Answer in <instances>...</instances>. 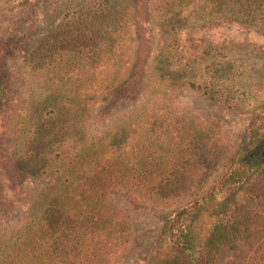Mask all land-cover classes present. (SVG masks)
Wrapping results in <instances>:
<instances>
[{
	"label": "trees",
	"instance_id": "16d2710c",
	"mask_svg": "<svg viewBox=\"0 0 264 264\" xmlns=\"http://www.w3.org/2000/svg\"><path fill=\"white\" fill-rule=\"evenodd\" d=\"M227 7L264 22V0H66L59 9L77 27L51 31L32 52L43 97L34 111L4 65L2 47L16 25L8 24L0 38V115L3 123L10 114L18 120L1 126L0 264H118L131 227L111 207L116 194L136 206L173 207L161 229L170 264L179 257L178 264H264V117L222 166L228 151L218 129L177 117L165 94L153 108L159 120L91 132L106 106L151 90L154 26L164 37L157 53L172 55L165 42L182 18ZM42 176L51 182L33 183Z\"/></svg>",
	"mask_w": 264,
	"mask_h": 264
},
{
	"label": "rangeland",
	"instance_id": "374dc122",
	"mask_svg": "<svg viewBox=\"0 0 264 264\" xmlns=\"http://www.w3.org/2000/svg\"><path fill=\"white\" fill-rule=\"evenodd\" d=\"M65 1L0 0V38L10 22L16 24L2 47L4 65L18 81L17 95L26 89V98L33 111L43 97L36 88L40 81L37 70L41 61L37 60V55L33 57L32 52L39 51L51 31L56 33L65 26L77 27L72 24L76 22L71 16L59 9ZM24 5L25 13L18 15ZM220 13L215 12L207 18L195 15L182 18L178 35L165 42L173 49L172 55L157 53L164 37L154 26L151 34L153 50L148 65L151 90L137 99H122L106 106L96 116L91 132L101 135L111 126L121 130L140 122L159 120L160 114L153 108L165 94L179 107L177 117L218 129V139L228 151L219 162L221 166L235 155L245 144L250 131L260 127L264 117V28L261 26L264 22L260 18L246 19L237 7L223 8ZM16 15L18 18H14ZM130 28L128 24L124 31L129 36L134 34ZM72 35H78L77 30ZM31 69H34L32 75ZM159 73L161 84L157 81ZM165 85H172L171 90L165 91ZM156 89L158 92L153 93ZM17 116L18 113L10 114L3 123V114L0 115V136L1 126L17 121ZM29 126L25 127V134L30 130ZM50 182L46 176L33 179L37 186ZM110 203L127 218L131 227L127 251L118 264L173 262L169 240L161 234L162 217L174 210L171 205L136 206L119 194L113 195ZM18 217L15 212L14 218ZM178 263H182L181 257L177 259Z\"/></svg>",
	"mask_w": 264,
	"mask_h": 264
}]
</instances>
